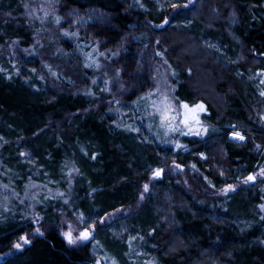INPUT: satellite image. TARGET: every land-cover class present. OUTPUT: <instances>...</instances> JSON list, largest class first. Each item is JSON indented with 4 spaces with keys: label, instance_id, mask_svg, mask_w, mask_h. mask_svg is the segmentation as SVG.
Returning <instances> with one entry per match:
<instances>
[{
    "label": "trees",
    "instance_id": "16d2710c",
    "mask_svg": "<svg viewBox=\"0 0 264 264\" xmlns=\"http://www.w3.org/2000/svg\"><path fill=\"white\" fill-rule=\"evenodd\" d=\"M54 1L64 10L104 11L91 32L101 48L120 47L114 62L126 85L137 83L125 102L150 79L136 63L141 53L133 52L147 44L150 54L159 51L171 63L176 96L205 102L215 133L186 138L175 152L140 130L118 129L106 105L96 106L99 97L76 90L84 83L71 88L62 73L49 76L38 61L9 51L15 41L30 47L37 29L19 14L23 0H0V177L13 188L37 181L65 190L61 173L78 172L71 196L38 207L39 225L23 206L0 208V264H100L108 252L125 254L131 264L136 252L155 264H264V176L245 178L264 162V0ZM165 18L169 23L159 28ZM133 36L137 47L126 42ZM235 129L245 132L243 139L229 136ZM187 147L191 153H180ZM174 161L182 164L178 170ZM159 164L162 176L151 180ZM227 184L234 188L226 195L212 191ZM115 210L117 217L104 220ZM63 217L93 228L94 238L69 245L58 228ZM23 235L29 241L16 250Z\"/></svg>",
    "mask_w": 264,
    "mask_h": 264
},
{
    "label": "rangeland",
    "instance_id": "374dc122",
    "mask_svg": "<svg viewBox=\"0 0 264 264\" xmlns=\"http://www.w3.org/2000/svg\"><path fill=\"white\" fill-rule=\"evenodd\" d=\"M166 1L158 0L161 3ZM194 1L195 3L198 2V0ZM187 2L191 3L192 0H187ZM24 14L27 15L37 29L34 43L28 48H23L18 46V42L15 41L8 45L9 51L13 55L16 52L24 53L32 61H38L39 66L42 65L49 76L57 77L62 73L72 85L71 88H78L81 83H84L76 90L90 95L91 98L99 97L96 106L106 105L108 112L114 118L112 122L118 129L125 132H133L134 134H138L137 132L140 130V132L145 134V140H153L161 146L165 145V147L172 148L171 150L175 152H177L178 147L183 145L186 138H203L215 133V125L205 118V114L208 113L205 102L199 99L195 103L180 100L175 92V84L173 83L174 71L171 63L159 51H157V56L150 54V48L146 46L147 44L141 46V49L138 48L136 50L135 48L133 52L134 54L141 53L136 63L139 66L146 67L150 74V79L142 82V84L146 85L143 93L125 102L124 97L132 91L133 86L137 83L134 85V83L129 82L130 85H126L121 75V67L114 62L120 47H116L115 51H113V48H101L100 43L94 40V35L91 32V24L104 22V11L98 8L78 9L74 7L64 10L54 0H26ZM168 23L169 20L166 25ZM130 40L133 46H138L136 43V40H138L137 36H133V39L127 38L126 42H130ZM211 44L214 45L212 42ZM109 52L111 53L108 54ZM110 55L113 59L109 58ZM28 67H30V64ZM29 71L30 73H36L34 67ZM197 72L204 76V71L201 68L198 67ZM70 75H75L78 79L73 80ZM203 87L200 83L198 84V88L202 89ZM184 104H187L190 108L196 105H203V111L198 109L196 112L198 122L190 119L188 124L182 123L187 111L182 107ZM243 135L246 134L240 129L229 132V136L236 139ZM189 149L190 147L184 148L180 153H191ZM162 155L165 156L166 154L162 153ZM199 155L204 157L202 152ZM172 163L175 170H178L181 167L180 165H182L176 161ZM164 166V164H159L152 167L151 180L159 179L162 176ZM157 170L160 172L159 176L154 175ZM76 172V168L73 172H60L63 176L68 177L69 184L65 190H54L47 187L46 184H41L37 181H28L29 185L24 184L25 187L22 186L20 189L13 188L0 177V196H3L0 197V208H4L5 211L15 212L16 209L23 206L36 219L34 224L39 225L42 214L39 213L38 207L51 199L55 200L56 204L58 198L62 202L68 198V195L71 196ZM251 175L255 177L251 182L263 177L264 162L256 171L246 175L247 177L245 178L247 179ZM44 180L50 182L51 178L45 176ZM145 186H147V189ZM144 188L145 191L143 189L140 193L141 198L145 197L146 191L150 189V184L146 183ZM233 188L234 185L232 184H227L216 190L211 187L212 191L219 195H226ZM44 194L53 195L47 198L44 197ZM259 209L261 211L260 216H264V201L260 204ZM127 210L122 212H127ZM120 212V210H115L111 215L105 217L104 220L112 221L111 219L117 217ZM58 228L64 238V234L71 231L74 242L69 243L65 238L71 246L83 245L94 238L95 230L93 228L81 226L73 218L63 217ZM85 231L90 233L89 238L87 240L79 239L80 234ZM98 243L105 248L104 250H107V247L101 241ZM17 244L20 247H15L16 250L22 248L25 241L20 239L15 245ZM93 244L95 245L96 243L93 242ZM93 252H95V249H93ZM108 253L112 255L109 260L103 254L102 258H97V261L100 264H131L130 259L125 257V254L117 257L111 252ZM133 256L131 260L134 264H155V259L150 255L137 254L136 252Z\"/></svg>",
    "mask_w": 264,
    "mask_h": 264
},
{
    "label": "snow or ice",
    "instance_id": "6c2138e0",
    "mask_svg": "<svg viewBox=\"0 0 264 264\" xmlns=\"http://www.w3.org/2000/svg\"><path fill=\"white\" fill-rule=\"evenodd\" d=\"M262 83H264V81H262ZM262 95H264V93H262ZM182 107H183L184 109L187 110L186 113H185V118H184V120L182 121V123L188 124V122H189L190 119H191V120H195L196 122H198V117L196 116V112H197L198 109H199L200 111H203V105H196L195 107H191V108H190L187 104H184V105H182ZM189 114H190V115H189ZM190 130H191V129H190ZM237 135H238V134H237ZM240 138L243 139V137H240ZM154 175L159 176V175H160L159 170H157V171L154 173ZM247 179H248V180H253V179H255V177H253V176H249ZM145 188L147 189V186H145ZM64 235H65V238L68 240L69 243H73V242H74V241H73V237H72V233H71V231L66 232ZM89 235H90V233L87 232V231L82 232V233L80 234L79 239L87 240V239L89 238ZM21 239H24V240H25V243H27V240H26L24 237H22ZM15 247H16V248H19L20 245L17 244V245H15Z\"/></svg>",
    "mask_w": 264,
    "mask_h": 264
},
{
    "label": "bare ground",
    "instance_id": "6f19581e",
    "mask_svg": "<svg viewBox=\"0 0 264 264\" xmlns=\"http://www.w3.org/2000/svg\"><path fill=\"white\" fill-rule=\"evenodd\" d=\"M25 2H26V0H23V11H24V4H25ZM192 2H193V0H192ZM192 2H191V3H192ZM191 3H187L186 5L188 6V5L191 4ZM19 14H22V15L26 16V15L23 14V13H19ZM165 19H166V18H165ZM167 19H168V18H167ZM164 21H165V20H164ZM164 21H163L162 23H164ZM162 23H161V24H162ZM161 24H159V25H157V26L159 27ZM165 26H166V25H165ZM165 26H163V27H165ZM159 28H162V27H159ZM0 148H1V146H0ZM0 167H1V166H0ZM0 169H1V168H0ZM71 179H72V178H71ZM26 184L29 185L28 182L25 183V185H26ZM41 184H42V183H41ZM68 184H69V182H67L66 187L68 186ZM25 185H24V187H25ZM55 190H56V189H55ZM50 191H51V190H50ZM44 195H45V194H44ZM52 195H53V194H52ZM47 196H48V195H47ZM36 230H37V232H40L38 228H36L35 231H36ZM26 236H27V235H23L22 237H24V238L27 240V242H28L29 240L26 238ZM23 240H24V239H23ZM24 241H25V240H24Z\"/></svg>",
    "mask_w": 264,
    "mask_h": 264
},
{
    "label": "water",
    "instance_id": "95a60500",
    "mask_svg": "<svg viewBox=\"0 0 264 264\" xmlns=\"http://www.w3.org/2000/svg\"><path fill=\"white\" fill-rule=\"evenodd\" d=\"M193 1H194V0H193ZM167 22H168V19L166 18L165 21H164V23H162L159 27H163V26H165ZM251 176H252V175H251ZM0 260H1V259H0Z\"/></svg>",
    "mask_w": 264,
    "mask_h": 264
}]
</instances>
